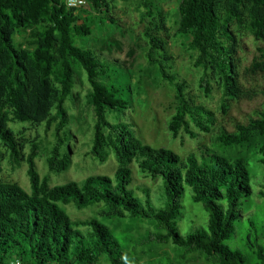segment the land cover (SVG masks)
I'll use <instances>...</instances> for the list:
<instances>
[{
	"label": "trees",
	"instance_id": "16d2710c",
	"mask_svg": "<svg viewBox=\"0 0 264 264\" xmlns=\"http://www.w3.org/2000/svg\"><path fill=\"white\" fill-rule=\"evenodd\" d=\"M82 1L93 13L69 7L67 0H0V149L8 154L14 169L27 165L31 188L29 193L17 183L0 180V264L15 260L24 264H142V246L149 248L143 251L148 255L172 246L180 251L181 262L196 257L201 263L194 264H245L246 257L229 242L236 234V223L244 219L245 204L257 191L245 151L255 149L264 168V109L258 119L238 125L235 133L217 132L216 114L192 97L190 85L175 72L165 40L166 14L150 0H142L147 63L176 92V112L169 123L172 138L198 142L203 135H212L210 144L199 145L185 157L172 149L147 145L132 124L120 122L132 104L112 82L118 63L78 46L79 40L92 35L95 18L117 26L111 14L116 9L114 0ZM179 13L178 36L191 38L186 48L194 57L192 67L202 70L198 91L204 98L212 100L219 93V110L224 114L231 102L254 98L256 94L240 83L237 31H248L264 41V0H182ZM27 34L29 41L17 42L16 37ZM78 71L86 75L92 89L89 101L96 119L89 155L100 164L115 157L117 170L115 179L92 175L81 183L53 186L51 175L68 172L73 165L66 101H77ZM249 72L264 73V47ZM18 124L36 130L55 125L49 175L42 177L37 168L40 138L18 136L11 127ZM134 164L146 178L159 180L158 189H163L159 198H154L155 187L145 185L138 189L142 194H137ZM188 192L209 214V221L206 228L184 237L179 220ZM259 195L264 199V185ZM70 205L78 211L101 209L99 218L73 219L66 210ZM251 217L255 234L250 233L246 247L257 264H264V245L257 231L261 223ZM127 219L150 228L144 234L137 230L140 236L135 240L133 232H119L104 223ZM146 264L176 263L161 257Z\"/></svg>",
	"mask_w": 264,
	"mask_h": 264
},
{
	"label": "rangeland",
	"instance_id": "374dc122",
	"mask_svg": "<svg viewBox=\"0 0 264 264\" xmlns=\"http://www.w3.org/2000/svg\"><path fill=\"white\" fill-rule=\"evenodd\" d=\"M158 6L167 16V24L169 31L165 34L167 42V50L169 56L175 63V72L179 74L181 79L187 81L191 87L192 97L198 102L210 108L218 119L217 132L226 130L229 133H235L238 125H247L250 120L258 119L264 109V73L251 74V68L254 60L259 56V49L264 47V41H258L248 31H237L240 50L238 58L240 61L239 73L240 83L248 92L256 94L254 98H244L240 101L230 103L228 112L224 114L219 110L221 104V95L219 93L212 96V100L204 98L203 94L198 91L199 79L202 70L192 67L194 57L188 52L186 44L191 42L190 37L181 38L178 36L180 13L179 7L182 0H150ZM116 9L112 11L117 26L110 23L102 24L98 18H95L92 25V35L87 39L78 41V46L83 49H92L98 52L103 58L118 63L119 67L113 69L112 82L120 87L121 91L130 98L132 108L125 112L120 118V122H128L133 125L137 135L147 145L155 148L172 149L176 154L182 157L197 151L199 145H207L211 143L212 135H203L198 142L188 138L185 140H174L169 132V123L176 112V92L167 83H163L157 68L151 67L147 63V40L143 37L145 24L140 20L141 12L145 11L142 0H114ZM81 9H85L93 13V9L85 4ZM30 34L24 37H16L18 43H26L29 41ZM79 72V84L75 93L77 101L68 98L66 108L71 115V134L73 138L69 143L72 154L73 165L68 172L51 175V183L53 186L65 185L71 181L83 182L92 175H105L115 179L117 163L115 157H111L106 164H100L89 153L91 152L94 127L96 124L94 108L90 104L89 95L91 87L86 75L82 71ZM110 120L115 122V116L111 115ZM12 129L18 136L27 140L40 138L41 154L36 159L39 174L44 177L49 175L48 159L55 145L56 127L42 126L34 129L29 125H11ZM66 147L65 152H68ZM31 152L29 147L27 153ZM251 163V169L255 175L252 185L256 191V195L245 204L244 219L236 223V234L229 242L232 249L240 251L246 257L245 264H257L259 262L252 252L246 247V240L252 231L250 225L251 214L254 215L252 220L258 221L261 225L257 228L258 236H261V244L264 245V199L259 195V190L264 185V168L259 164V154L255 149L245 151ZM8 154L2 148L0 149V167L2 174L0 180L17 183L27 192H31L30 181L27 175V165L24 163L21 168L14 169L7 161ZM138 166H132L134 173V186H147L154 188V198L157 199L163 193V189H158L159 180L146 178L137 169ZM254 177V176H253ZM163 182L160 180V185ZM256 184V185H255ZM242 207V208H243ZM68 214L73 219H86L98 214L101 209L93 208L85 211H78L73 205L67 206ZM102 220V217H100ZM103 221V220H102ZM209 214L202 205L195 204L192 199L191 192H188L183 200V213L179 220L180 232L184 237L189 236L195 231L208 226ZM109 227L117 229L119 232H133L135 240H138L139 231L144 234L149 225L140 224L138 221L127 220H111L104 221ZM138 230V232H137ZM149 248L142 246L139 248L142 264L160 259L161 257H169L176 264H194L198 262L195 257H189L185 262L180 261L181 253L172 246L157 248L154 254H147ZM143 251H147L143 253ZM101 264H106L103 261Z\"/></svg>",
	"mask_w": 264,
	"mask_h": 264
},
{
	"label": "built area",
	"instance_id": "2783aa9c",
	"mask_svg": "<svg viewBox=\"0 0 264 264\" xmlns=\"http://www.w3.org/2000/svg\"><path fill=\"white\" fill-rule=\"evenodd\" d=\"M67 3L69 7H74V8H81L85 5V2L82 0H67ZM12 264H24L20 260H15Z\"/></svg>",
	"mask_w": 264,
	"mask_h": 264
}]
</instances>
